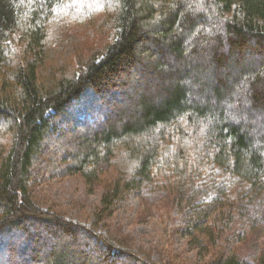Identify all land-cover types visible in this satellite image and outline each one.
I'll use <instances>...</instances> for the list:
<instances>
[{
    "label": "trees",
    "instance_id": "1",
    "mask_svg": "<svg viewBox=\"0 0 264 264\" xmlns=\"http://www.w3.org/2000/svg\"><path fill=\"white\" fill-rule=\"evenodd\" d=\"M45 173L107 178L104 207L167 176L184 232L244 249L211 264H264V0H0V264H157L36 204Z\"/></svg>",
    "mask_w": 264,
    "mask_h": 264
},
{
    "label": "rangeland",
    "instance_id": "2",
    "mask_svg": "<svg viewBox=\"0 0 264 264\" xmlns=\"http://www.w3.org/2000/svg\"><path fill=\"white\" fill-rule=\"evenodd\" d=\"M87 30L88 28L73 30L72 33L82 53H86L85 48L88 49L93 44V42H87ZM71 44L76 47L74 43ZM58 46L60 45L52 47L53 52L48 57L55 61L54 66L59 64L63 67L64 62L69 60L65 58ZM75 54L78 52L75 51ZM63 70L67 71L65 68ZM117 104L118 108H126L124 112L127 114L132 113L130 104L123 106L120 101ZM105 112L107 114L109 110ZM109 116L114 118L113 112ZM98 118L100 121L102 116ZM82 125H84L83 129H75L74 138L83 139L81 133L90 135L93 130L91 127L94 128V124ZM67 141V151L71 152L75 149V145L71 137H68ZM114 167L108 166L105 170H109L106 174L111 177L109 180L114 177L112 181L120 175L118 171L122 169L121 165L116 164ZM111 168H113L112 171H110ZM106 182L107 178L89 183L81 174L63 176L45 173L32 180L30 191L34 201L41 208L60 213L68 219L92 227L97 232L108 234L123 245L150 256L157 264L166 261L177 264H211L217 256L216 253L221 252L227 255L231 250L243 253L244 249L239 250L240 242L237 240L232 245L226 246L224 250L216 252L209 247L206 248V243L201 236L197 237L195 233L184 232L185 224L182 216L185 203L183 199L177 198L176 192L172 190L173 179L157 175L152 187L143 190L140 195L131 194L109 207H104L101 201L103 185ZM263 237L264 230L260 225L254 232L252 243L259 245ZM219 244L222 243L219 242Z\"/></svg>",
    "mask_w": 264,
    "mask_h": 264
}]
</instances>
